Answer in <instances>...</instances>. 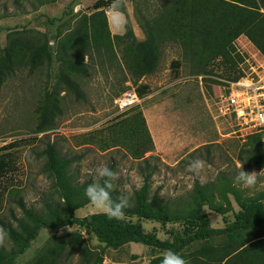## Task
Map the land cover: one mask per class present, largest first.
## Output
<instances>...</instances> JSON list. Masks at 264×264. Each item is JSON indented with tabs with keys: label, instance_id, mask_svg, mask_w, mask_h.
Returning <instances> with one entry per match:
<instances>
[{
	"label": "rangeland",
	"instance_id": "1",
	"mask_svg": "<svg viewBox=\"0 0 264 264\" xmlns=\"http://www.w3.org/2000/svg\"><path fill=\"white\" fill-rule=\"evenodd\" d=\"M96 1L56 0L32 10L23 0L16 3L14 0H0V50L6 46V36L10 32L34 30L47 36V45L52 53L48 68L40 66L31 72L26 68L16 70L0 84V164L8 162V171L0 176V223L14 227L13 218H21L20 209L13 203L17 199L25 208L35 211H44L45 204L60 206V199L51 180L41 172L42 161L37 157L47 142H53L60 154L73 160L69 173L74 184L91 183L92 170L101 164L118 172L119 179L114 188L116 199L127 197L132 206V193L141 186L145 175L143 165L131 159L125 147L104 149L109 138L106 128L132 113H127L128 109H119L115 103L126 91L136 94L138 102L132 107H138L145 116L157 147L167 152V163L176 161L172 166L167 165L153 153L154 150L144 155L159 160H149L150 166H156L149 179V194L157 192L158 201L169 203L170 209L182 208L188 202L193 183L205 184L209 186L213 205L223 214L208 209L206 205L201 206V213L206 215L209 228L221 229L233 222L240 211L232 195L222 197L220 194L217 180L219 174H223L237 189L240 203L253 199L264 207V172H260L264 169L256 171L258 180L254 187L235 183V169L239 166L236 153L245 138H241L231 120L220 117L215 108L217 96L229 78L246 68L247 64L262 59L241 35L231 43L234 66L224 65L222 58L202 64L198 57L185 55L188 50L181 43L163 38L165 41L158 46L159 57L154 70L134 80L126 70L133 52L131 47L124 45V26L129 24L139 41L144 39V34L138 27L131 0H107L101 9L109 35L113 33V57H93L87 66L86 76L71 74L69 77L77 84L81 97L57 91L58 112L53 115V126L44 132L35 131V107L43 91L49 92L57 83L59 74L58 63L53 56L54 36L57 32L65 34L78 14H90L91 5ZM135 2L144 16H155L157 0ZM61 86L58 84L57 88L61 90ZM140 86H145L141 97L138 96ZM262 133L261 138L264 139ZM188 154L191 155L186 157ZM197 158L204 161L199 175L188 169L189 162ZM95 213L103 212L89 203L76 210L74 215L82 218ZM124 220L139 222L145 233H153L161 241L170 242L174 234L183 237L195 230L184 221L160 225L154 221H137L134 216H125ZM69 233L80 234L89 248L98 250L102 247L75 225L62 227L57 232L41 229L14 264L29 261L49 236L60 238L50 242V246L55 245L60 251L54 256L55 264H79L78 252L66 253L71 237L64 239V236ZM217 243H221L218 238L198 239L179 254L193 255ZM10 247L6 237L0 249L7 251ZM164 252L129 243L116 250L104 249L101 264H147L150 259L163 256Z\"/></svg>",
	"mask_w": 264,
	"mask_h": 264
},
{
	"label": "trees",
	"instance_id": "2",
	"mask_svg": "<svg viewBox=\"0 0 264 264\" xmlns=\"http://www.w3.org/2000/svg\"><path fill=\"white\" fill-rule=\"evenodd\" d=\"M14 1L16 3L18 0ZM55 1L23 0L32 10ZM106 1L94 2L90 14H78L65 34L57 32L54 36L53 56L58 63L59 74L57 83L49 92L43 91L35 107L36 132H44L53 126V115L58 112L57 91L81 97L77 84L69 77L71 74L86 76L87 66L93 57H113L110 35L101 9ZM131 3L138 27L144 34V39L137 41L130 25L124 26V45L131 47L133 52L126 70L134 80L154 70L159 57L158 46L165 40L181 43L188 50L184 54L198 57L202 64L222 58L224 65L234 66L235 60L230 54L231 43L241 35L264 58V0H157V10L153 17L144 16L135 0H131ZM163 38L165 40L162 41ZM47 40L44 33L34 30L7 34L6 46L0 50V84L16 70L26 68L31 72L40 66L48 68L52 53ZM237 76L238 71L228 81ZM58 84L62 85L61 90L57 88ZM144 89L145 86L139 87L138 96H142ZM126 112L132 113L106 128L109 138L104 147H125L130 158L143 165L145 175L142 184L132 193L133 203L124 210L125 216H134L137 221H154L160 225L184 221L195 230L183 237L174 234L169 242L159 240L153 233H145L139 222L110 220L104 213L75 217L76 210L90 203L84 195L88 184H74L69 173L73 160L60 154L53 142H47L37 157L42 161L41 172L51 180L60 199V206L45 204L44 211H35L25 208L20 199L12 200L20 209L21 218H13L14 227L9 223H0V228L5 230L11 244L7 251L0 249V264H14L15 259L24 254L41 229L57 232L71 225L82 228L86 235L92 236L102 245L98 250L92 249L85 245L80 234H66L64 239L71 237L66 253L78 252L79 264H101L104 249L116 250L129 243L163 251L171 249L179 253L198 239L210 238H218L221 243L206 246L193 255L183 256L189 264H264V207L253 199L240 203L237 189L232 186L231 179L223 174H219L217 180L220 194L222 197L232 195L240 211L233 222L221 229L209 228L206 215L201 213V206L206 205L208 209L223 214L222 210L213 205L209 186L205 184L193 183L188 202L182 208L170 209L169 203L159 202L157 192H148L149 179L156 168L155 165L150 166L149 160H159L151 155L144 156L154 150L144 118L138 107H131ZM236 161L247 172L264 169V139L261 138V132L245 137L236 153ZM7 163L4 161L0 164V176L8 171ZM235 170L238 172L239 166ZM116 196L117 192L113 190L114 200ZM58 240L60 238L49 236L44 245L24 264H55L54 256L60 251L55 245L50 246V242ZM162 258L156 256L147 264H161Z\"/></svg>",
	"mask_w": 264,
	"mask_h": 264
},
{
	"label": "built area",
	"instance_id": "3",
	"mask_svg": "<svg viewBox=\"0 0 264 264\" xmlns=\"http://www.w3.org/2000/svg\"><path fill=\"white\" fill-rule=\"evenodd\" d=\"M138 102L133 91L123 92L115 101L121 110ZM218 115L231 120L241 138L264 131V58L238 70L217 96Z\"/></svg>",
	"mask_w": 264,
	"mask_h": 264
},
{
	"label": "clouds",
	"instance_id": "4",
	"mask_svg": "<svg viewBox=\"0 0 264 264\" xmlns=\"http://www.w3.org/2000/svg\"><path fill=\"white\" fill-rule=\"evenodd\" d=\"M204 167L202 159H194L189 162L188 169L192 173L199 175ZM264 172V171H260ZM93 180L84 190V195L88 201L97 209L101 210L110 220H123L124 210L131 206L127 197L113 199L112 192L115 182L119 179L118 172L114 171L106 164L98 165L92 170ZM236 182L246 187H254L257 184L258 172H247L243 165H239V171L235 177ZM7 233L0 228V245L4 244ZM161 264H189V262L179 253L167 249L163 254Z\"/></svg>",
	"mask_w": 264,
	"mask_h": 264
},
{
	"label": "crops",
	"instance_id": "5",
	"mask_svg": "<svg viewBox=\"0 0 264 264\" xmlns=\"http://www.w3.org/2000/svg\"><path fill=\"white\" fill-rule=\"evenodd\" d=\"M134 32V30H132V33ZM133 35H135V34H133ZM135 37V36H134ZM110 39H111V41H113V33L112 32H110ZM137 40V39H136ZM137 41H139V40H137ZM142 41V40H141ZM144 117V120H145V122H146V119H145V116H143ZM146 127H147V130H148V133H149V136H150V138H151V140H152V143H153V147H154V154H158L159 155V157H160V159H161V161L162 162H165L167 165H170V166H172L173 164H175L176 163V161H172L171 163H167V158H168V156H167V152L166 151H164V150H162V149H160V148H158L157 147V145H156V143L154 142V139H153V137H152V134H151V127L149 126V124H147V122H146Z\"/></svg>",
	"mask_w": 264,
	"mask_h": 264
}]
</instances>
